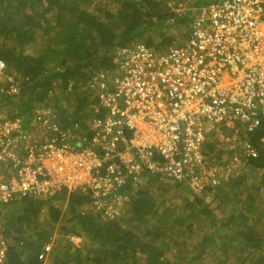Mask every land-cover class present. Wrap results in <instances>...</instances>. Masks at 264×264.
Instances as JSON below:
<instances>
[{"label": "built area", "instance_id": "2783aa9c", "mask_svg": "<svg viewBox=\"0 0 264 264\" xmlns=\"http://www.w3.org/2000/svg\"><path fill=\"white\" fill-rule=\"evenodd\" d=\"M165 1L169 22L186 19L184 40L163 50L143 41L114 49V72L100 70L86 84L96 100L89 137L78 122L61 125L51 97L57 89L28 114L0 110V204L79 189L90 196L82 213L115 219L130 200L126 188L148 176L203 192L259 155L240 132L264 123V0ZM22 82L0 60V104L20 94ZM212 135L233 143L227 168L208 153ZM9 239L0 216V264ZM51 249L45 244L39 257Z\"/></svg>", "mask_w": 264, "mask_h": 264}, {"label": "trees", "instance_id": "16d2710c", "mask_svg": "<svg viewBox=\"0 0 264 264\" xmlns=\"http://www.w3.org/2000/svg\"><path fill=\"white\" fill-rule=\"evenodd\" d=\"M165 3L0 0V60L9 73H18L23 81L20 94L5 99L0 110L11 116L28 114L57 89L52 98L68 99L67 109L56 107L61 125L69 127L78 122L81 137H89L87 120L94 115L92 104L96 100L86 90L87 82L100 70L114 72L112 54L116 47L140 40L157 49L171 43ZM180 22L186 19L174 24ZM70 84L74 85L69 88ZM240 135L254 143L259 152L257 157L243 160L244 172L237 171L220 185L207 187L204 194L168 179L171 182L166 183L165 190H188L179 192L181 198L176 202L158 201L150 185L164 176H148V183L144 181L141 188H126L130 200L124 215L115 219L91 211L82 213L80 209L90 196L79 189L63 190L46 199L23 197L1 203L0 216L7 222L5 231L10 238L7 264H45L39 255L47 243L53 244L48 254L53 264H172L173 257H166L172 246H193L200 258L204 252H211L214 264L226 260L230 264H264V205L260 204L264 198V123ZM216 140L213 136L208 146L211 159L218 158ZM250 176L254 181L249 185ZM207 195L218 202L215 207ZM59 201L66 202L68 219L60 239H54L55 225L63 214ZM226 206L229 209L221 211ZM44 208L49 213L47 221L41 220ZM73 235L81 238V243L72 240ZM189 262L192 264L191 259Z\"/></svg>", "mask_w": 264, "mask_h": 264}, {"label": "rangeland", "instance_id": "374dc122", "mask_svg": "<svg viewBox=\"0 0 264 264\" xmlns=\"http://www.w3.org/2000/svg\"><path fill=\"white\" fill-rule=\"evenodd\" d=\"M174 25L175 24L172 23V22H170V25H166V27L169 28L168 32L172 35V39L173 40H178V41L184 40V38L186 36V31H185L186 26H184V25L182 26L181 25V26L173 27ZM155 38H156L155 41H157V42L160 41V38L158 36H155ZM29 50H32L31 47H29ZM52 103L56 107H57V105H62L65 109L68 108V99H63V98H55L54 99V98H52ZM64 127L66 128L67 126H64ZM226 134H228V133H226ZM216 139H217L216 143L218 142V148L215 147L216 148L215 149V152H216L215 154L216 155L214 154L216 157H218V159H216L217 160L216 164H217V166L219 168H227L229 166V164H230V161H231L230 155L233 152H235V149H232V147H231L233 145V143H230V146H228L225 143H221V142H227V140L223 141L222 137L219 136ZM230 142H231V140H230ZM243 160L244 159H242L241 163H239V161H238V165H236V168H238V172L240 174L243 173L244 169H245V167L242 168ZM236 168H231L230 169V173H233L234 171L236 172L237 171ZM168 179L169 178L164 177V178H160L159 181H155V183H156L155 185L154 184L150 185L151 192H153V195L156 196L157 200L160 201V202L163 201L164 199H166V201L169 202V203L179 201V199L181 198V195L179 194V192L180 193H185V192H188V190L186 189V187H182V188H178V189L177 188H170V189L165 190L166 183L171 182ZM148 180H149V178L146 177V179L144 180L146 184L148 183ZM253 181H254V177L250 176L247 179V184L252 183ZM156 185L159 186V188H158L159 190L157 189ZM245 191H248V190H245ZM196 193L204 194V192H196ZM263 197H264V195H263ZM207 201L211 202L213 207H215L217 205V203H218L216 201H213L212 196H208V195H207ZM262 202H263V205H264V198H262L260 204H262ZM59 203H57V204H59L61 206L63 214L61 216L62 219L55 225L54 235H53L54 239L55 238L56 239H60V233L63 232V230H62L63 226L65 225V223L67 221L66 219H68L66 202L64 203L62 201H59ZM13 207H14V205L11 206V209ZM229 207L230 206H226V208L224 207L223 209L221 208V211H225L226 209H229ZM216 208H217V211H218V207H216ZM48 216H49L48 210H47V208H44L43 209V213L41 215V220L45 219V221H47L48 220ZM224 216H226V214H224V215L222 214V217H224ZM1 218L4 221V224L7 223L3 216H1ZM6 227H7V225H5V229H6ZM196 231H197V229H196ZM201 231H203V228L201 229ZM204 231H205V229H204ZM207 231H209V230H207ZM73 236H75V235H73ZM175 237H178V231H176ZM167 241H168V238H167ZM60 243L63 244L62 242H60ZM79 243H81V242H79ZM52 248H53V244H52ZM193 249H194L193 246H187V247L172 246V247H170L167 250L166 257H169V256L173 257L172 258V261H173L172 264H190L189 259L192 260V264H214V262L211 261V259L213 258V254L211 252H208V251L204 252L201 255V258H200V257H198L199 256V251L197 249H195V250H193ZM213 253L216 256V253L215 252H213ZM195 255L198 258L193 260V257ZM43 260L45 261V264H53V261H51V256L50 255H47ZM224 260H226V259H224ZM225 262L222 263V264H230L229 262L228 263H225ZM231 262H232L231 264H234L233 261H231ZM215 264H217V263H215Z\"/></svg>", "mask_w": 264, "mask_h": 264}, {"label": "crops", "instance_id": "0c3cea01", "mask_svg": "<svg viewBox=\"0 0 264 264\" xmlns=\"http://www.w3.org/2000/svg\"><path fill=\"white\" fill-rule=\"evenodd\" d=\"M181 20H183V19H181ZM181 25H182V26H183V25H184V26H186V24H185V23L181 24V22H180L179 24H177V25H174L173 27H177V26H181ZM186 28H187V26H186ZM140 41H142V40H140ZM135 42H138V41H135ZM133 43H134V42H133ZM167 47H168V46H167ZM167 47H165V48H160V49H162V50H163V49H166Z\"/></svg>", "mask_w": 264, "mask_h": 264}, {"label": "clouds", "instance_id": "9594fccd", "mask_svg": "<svg viewBox=\"0 0 264 264\" xmlns=\"http://www.w3.org/2000/svg\"><path fill=\"white\" fill-rule=\"evenodd\" d=\"M117 48V47H116ZM218 159V158H217ZM226 179L223 180V182H225ZM204 192V191H203Z\"/></svg>", "mask_w": 264, "mask_h": 264}]
</instances>
